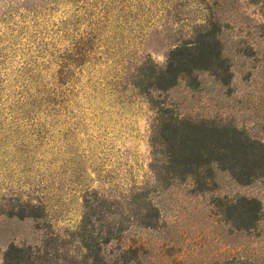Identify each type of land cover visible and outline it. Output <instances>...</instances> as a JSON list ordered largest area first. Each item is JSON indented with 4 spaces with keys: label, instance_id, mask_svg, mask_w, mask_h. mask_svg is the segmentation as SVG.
<instances>
[{
    "label": "rangeland",
    "instance_id": "obj_1",
    "mask_svg": "<svg viewBox=\"0 0 264 264\" xmlns=\"http://www.w3.org/2000/svg\"><path fill=\"white\" fill-rule=\"evenodd\" d=\"M213 16L219 60L146 87ZM159 112L264 142V0H0V264L11 246L79 262L96 194L87 230L113 256L264 264V175L244 185L213 169L201 186L168 174ZM243 198L259 209L243 214Z\"/></svg>",
    "mask_w": 264,
    "mask_h": 264
},
{
    "label": "trees",
    "instance_id": "obj_2",
    "mask_svg": "<svg viewBox=\"0 0 264 264\" xmlns=\"http://www.w3.org/2000/svg\"><path fill=\"white\" fill-rule=\"evenodd\" d=\"M212 19L200 28L203 33L197 40H188L174 47L169 52L164 67H154L149 75H145L146 87L152 91H167L179 79L190 76L194 70H208L211 54H215L216 60H219L225 48L219 37L222 26L214 16ZM157 115L155 138L159 141L155 139V143L160 144L167 156L163 168L168 174L191 178L201 186H206L213 169L227 172L237 183L244 185L251 184L254 179L264 175L263 141L251 140L236 128L229 130L206 120L182 119L177 114L165 118L160 116V112ZM241 201L245 203L240 207L243 214L259 209L255 199L243 198ZM98 205L99 197L96 194L94 200L88 201L87 207L85 206L91 213L85 214V220L78 228L82 253L81 260L74 261V264H135L134 259L127 261L124 257L132 250L117 248L120 253L115 257L106 247L110 244L109 237L95 238L87 230L92 226L91 217ZM50 255L51 252L36 246H11L5 252L3 264H55ZM66 264L73 263L66 261Z\"/></svg>",
    "mask_w": 264,
    "mask_h": 264
}]
</instances>
